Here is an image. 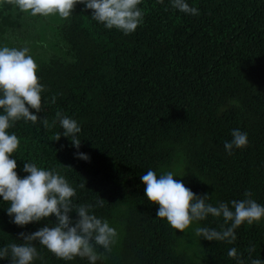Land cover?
<instances>
[{
  "label": "trees",
  "instance_id": "obj_1",
  "mask_svg": "<svg viewBox=\"0 0 264 264\" xmlns=\"http://www.w3.org/2000/svg\"><path fill=\"white\" fill-rule=\"evenodd\" d=\"M186 2L200 15L179 12L170 0H142L143 23L127 36L91 19L81 4L55 22L0 6V47L29 48L46 89L42 111H30L49 124L60 111L81 126L77 150L67 137L53 140L63 131L58 121L45 130L39 121L21 119L7 130L20 140L10 158L21 178L28 175L26 161L55 168L76 189L74 203L93 205L98 218L121 225L111 252L97 246L103 258L96 264H237L227 255L233 247L249 264L246 249L253 244L251 258L264 260V219L242 224L233 244L196 237L193 257L180 250L178 230L156 217L159 206L144 195L140 177L147 170L159 175L178 164L183 176L175 179L197 195L208 194L213 206L244 199L246 190L264 205V0ZM43 23L56 32L53 49L37 46ZM237 128L249 145L229 155L224 142ZM77 151L90 159L78 158ZM7 207L0 197V248L23 243L21 232L56 224L50 215L17 226ZM69 215L73 222L78 218L75 210ZM222 223L209 215L195 224L219 230ZM33 244L42 257L33 264H89L86 258L59 259Z\"/></svg>",
  "mask_w": 264,
  "mask_h": 264
},
{
  "label": "clouds",
  "instance_id": "obj_2",
  "mask_svg": "<svg viewBox=\"0 0 264 264\" xmlns=\"http://www.w3.org/2000/svg\"><path fill=\"white\" fill-rule=\"evenodd\" d=\"M156 2L163 4L164 0ZM141 3L142 0H0V6L11 5L32 16L58 15L63 20H67L76 5L81 4L91 10V19L102 23L107 29L115 28L126 36L143 23L145 12L138 7ZM170 6L184 14L200 15L199 9L190 6L186 0H170ZM37 70L38 64L29 54V48L0 47V197L9 203L6 212L17 226L41 221L50 215L56 217V224L52 227L45 225L28 234L19 233L23 243H11L0 248V259H9L10 264H33L34 260L42 259L33 244V241H38L59 259L71 261L79 257L86 258L89 264H96L103 258V253L96 250L97 246L111 252L118 239L117 230L107 220L98 218L90 211L93 205L74 203L76 189L55 168L48 170L26 161L23 171L28 175L21 178L15 171L16 160L10 158L18 149L20 140L15 133L9 134L7 130L21 119L33 124L39 121L45 130L58 121L63 131L57 132L53 140L59 141L64 136L71 140L77 150L80 148L81 140L77 134L81 132V126L75 119L57 111L55 119L49 124L47 117L40 118L30 111L33 109L38 113L43 109L41 94L46 89L40 83ZM55 101L56 96H53L51 103ZM231 136V141L224 142V149L229 155L234 148L248 147L246 132L233 129ZM74 155L85 161L90 159L83 152L77 151ZM174 176L183 175L173 171L157 175L149 169L140 179L145 185L147 200L159 206L156 217L166 219L175 230L187 232L193 223L204 221L211 215L222 218L220 229L196 227V237L233 244L237 239L235 230L242 224L246 222L252 225L264 219V205L252 199L250 190L243 193L244 199H233L230 204L220 202L213 206L207 203L208 194L200 196L193 193ZM79 187L84 188L85 183ZM104 201L99 199L97 203L103 207ZM73 210L78 217L75 222L69 215ZM255 250L254 244L246 249L249 264H264L259 257L251 258ZM227 255L237 264H245L242 254L235 247L230 248Z\"/></svg>",
  "mask_w": 264,
  "mask_h": 264
},
{
  "label": "rangeland",
  "instance_id": "obj_3",
  "mask_svg": "<svg viewBox=\"0 0 264 264\" xmlns=\"http://www.w3.org/2000/svg\"><path fill=\"white\" fill-rule=\"evenodd\" d=\"M52 21L59 19L58 15L56 17L50 16ZM55 22V21H54ZM40 27V36L39 39L37 40V46L38 47H44V50H49L53 49L56 47V39H55V30L54 27L53 29H50L51 26L43 23L41 24ZM167 171H173L175 174L178 175L180 172V167L178 164L171 166ZM177 176H174V179ZM111 227H114L117 230L118 233V239L116 244L120 240V235L118 229L121 228L120 224H114L113 222H110ZM195 228L196 224L193 223V225L187 230V232H180L178 230V236L180 240V250L185 252L186 254H189L190 256L197 257L198 255V249H197V241H196V235H195Z\"/></svg>",
  "mask_w": 264,
  "mask_h": 264
}]
</instances>
